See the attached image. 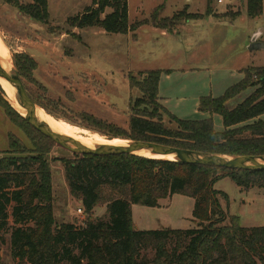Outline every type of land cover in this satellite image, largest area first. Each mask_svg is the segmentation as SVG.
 Segmentation results:
<instances>
[{"label":"trees","instance_id":"1","mask_svg":"<svg viewBox=\"0 0 264 264\" xmlns=\"http://www.w3.org/2000/svg\"><path fill=\"white\" fill-rule=\"evenodd\" d=\"M0 1L42 26L50 25L48 0ZM210 14L206 10L203 15L189 14L188 19ZM262 15L263 0H246L249 19ZM181 21L176 16L159 19L155 9L148 20L131 24L127 0H92L82 13L67 18L66 24L78 30L95 28L126 35L147 24L172 32ZM14 65L22 81L30 79L37 68L28 55L14 56ZM161 73L149 70L138 81L130 79V87L141 97L131 102L128 130H116L114 138L225 156H264V121L260 119L264 115V66L245 69L243 79L223 96L200 99L199 112L220 116L221 132L215 131L212 119L179 120L169 114L159 102ZM30 96L39 108L53 114L38 98ZM0 107L31 143L26 147L11 133L8 150L0 153V232L10 234L14 260L28 264H264V227H243L238 217L230 216L220 205L219 196L226 201L228 196L215 189L217 182L228 177L244 191L264 190V172L131 155L51 158L57 145L11 107L1 86ZM78 116L88 128L104 125L87 112ZM164 116L176 126L167 125ZM54 162L61 163L71 196L82 204L86 215L82 225L55 222ZM176 194L194 200V228L135 227L133 205L159 207L160 200ZM101 203L106 205V216L95 217Z\"/></svg>","mask_w":264,"mask_h":264},{"label":"rangeland","instance_id":"2","mask_svg":"<svg viewBox=\"0 0 264 264\" xmlns=\"http://www.w3.org/2000/svg\"><path fill=\"white\" fill-rule=\"evenodd\" d=\"M60 1L62 3L60 10L53 4L51 5V19L54 23L50 20L49 26H42L21 15L16 9L5 5L8 8L6 11L0 9V40L7 49L14 67V56L16 55H28L33 58L37 68L31 73L30 79H23L25 88L30 95L38 98L37 100L53 113L49 114L42 108L46 115L56 120L63 129L77 136L99 138L105 141L114 139L130 141L124 138H114L113 134L116 130H128L131 102L141 97L139 91L130 87V79L140 80L142 73L149 69L162 71L159 96L169 114L179 120L212 119L215 131L221 132L224 128L220 116L207 114L204 118V113L199 112L193 102L194 95L197 91H202L206 97L219 98L243 79L242 72L245 69L264 66V51L259 50L255 55L246 57L241 56L244 54V51H241L244 46L235 48L236 38L247 39L248 35L251 38L259 29H264V15L256 20H251L246 16V0H231V2L223 0L222 3L211 0L210 5L207 4L206 10L215 20L206 24L201 23L199 32L193 34L197 35L196 39L202 41L200 45H206L210 38L219 34L225 36L222 39L225 41L219 43L213 53L204 51L198 60L195 59L192 62L181 54L179 59L171 58L172 56L177 57V48L187 51L186 46L180 48V42L171 44L167 39L152 35L147 29L123 35L104 34L100 32L101 29L95 28L82 31L71 28L67 26L66 21H62L65 17L73 16L78 9L86 5V2L81 0L75 4V0ZM160 1L166 3L165 15L170 17H163V6L161 5L156 8L159 19L176 16L182 20L180 25L190 21L188 16L193 13L186 9L171 15L172 4L175 0ZM142 2L130 0V21H145L150 17L152 1L142 0ZM206 2L190 0L188 4L191 7L202 4L200 7L205 10ZM141 12L144 13L141 14ZM236 19L238 20L234 22ZM147 26L152 27L151 24ZM177 28L178 26L174 29ZM3 29L10 32L8 34L10 38L14 37L19 40L20 49L18 51L16 48H10L8 39L2 34ZM260 39L264 41V32ZM248 45V43L245 45V50ZM220 56L225 57L220 62H216L214 59ZM183 65L197 67L201 70L186 75L170 71V69H182ZM245 95L235 100L236 102H231L230 106H234ZM166 101L168 104H165ZM9 104L11 105L10 102ZM82 112L93 115L104 125L94 124L93 127H86V123L78 116ZM260 118L264 121V115ZM164 120L167 125L176 126L167 116H164ZM10 128L11 133L16 135L23 145L31 147L29 139L20 128L13 124ZM1 149L2 151L7 150L8 145L2 146ZM72 155L62 147L56 146L50 157H72ZM52 170L53 211L56 224L82 225L86 215L80 201L70 194L65 182L63 166L60 162H54ZM215 189L228 196V201L219 196L220 205L230 216L238 217L243 227H264L263 189L252 188L244 191L228 177L217 182ZM159 203L161 205L154 208L132 206L134 225L137 229L195 227L196 224L192 219L194 206L192 198L176 194L160 200ZM79 209L82 213L78 212ZM106 212V205L101 203L95 209L94 216L105 217ZM9 220L10 227H12L13 220L11 217ZM11 250L10 234L0 232L2 264H28L23 260H14ZM60 264L68 263L61 262Z\"/></svg>","mask_w":264,"mask_h":264},{"label":"water","instance_id":"3","mask_svg":"<svg viewBox=\"0 0 264 264\" xmlns=\"http://www.w3.org/2000/svg\"><path fill=\"white\" fill-rule=\"evenodd\" d=\"M263 32L264 29H259L253 34L247 47L248 51L264 50V41L260 39ZM0 77L5 79L12 87L22 112H19L15 108L5 94L6 100L11 103V106L25 121L43 136L52 140L57 146L62 147L72 154L93 156L131 155L140 157H143L140 155L141 153L162 154L172 157L173 160L171 161L173 162L188 165L207 166L233 171L264 172V156H225L180 149L152 142L131 140L126 141L123 145L86 146L77 140L58 133L39 118V107L29 95L18 71L14 66L3 63L1 59Z\"/></svg>","mask_w":264,"mask_h":264},{"label":"crops","instance_id":"4","mask_svg":"<svg viewBox=\"0 0 264 264\" xmlns=\"http://www.w3.org/2000/svg\"><path fill=\"white\" fill-rule=\"evenodd\" d=\"M79 1H81V0H75V4H77ZM83 1L86 2L85 3L86 5H83V7L78 9V11L73 16L82 13L92 3V0H83ZM127 1H128V8H129L130 0H127ZM151 1H152L151 2L152 3V8L149 11L150 12V16H151V14L153 13V11L156 8H158L159 6L162 5L163 6V12H162L163 17H170V16H166L165 15V8H166V3L165 2L161 3L160 0H151ZM189 1L190 0H180V1L175 0L174 3L172 4V8L173 9H172L171 15H173V13L181 11L183 9H186L190 13H193V14H204L206 12L207 2H206V4L204 3L205 6H206V8L204 10V9H202L203 7H200V6H202V4L199 5V6L191 7L188 4ZM204 1H207V0H204ZM229 1L231 2V0H229ZM217 2H218V0H217ZM138 3H143V2H142V0H138ZM52 4H53V6H56L57 8H59V10H60L62 8V3H61L60 0H52V3H51V0H48V11H49V15H50V20H51L52 23H54L52 21V19H51V14H52L51 5ZM263 4H264V1H263ZM0 9L2 11H6L8 8H6L5 5L2 4ZM143 13L144 12H141V14H143ZM69 17H72V16H69ZM69 17H65L64 21H62V22H65L67 20V18H69ZM149 18H147V19H149ZM238 19H239V17H238ZM238 19L234 20V22H236ZM212 20L213 21L215 20V18H213L212 15L205 16L204 18H201V19L190 20V21L184 22L183 24L179 25L178 28L176 30L174 29V31L172 33H169L168 31H165L163 29L155 28L153 26L149 27L147 25L140 27L137 31H140L142 29H147V31L149 30L152 35H156V36H159L161 38L167 39L168 42L171 43V44H173L174 42H178V43L180 42V44H179L180 48L181 47L183 48V46H186L187 51L177 48L176 49V52L178 53L177 57H173L172 56L171 58L179 59L178 57H180V54H181L184 57L185 56L188 57L189 61L192 62L195 59L198 60V57H200L201 56L200 54H202L204 51H209V52L213 53V51L215 50L214 48L217 47L219 43H223L225 41V40H222V39L225 38V36H221L219 34V35H216L214 38H210L209 43H206V45H200V43H202V41L200 39H196L197 35L194 36L193 33L199 32V29H200L199 26L201 25V23H203V22L205 24L207 22L210 23V22H212ZM253 20H256V19H253ZM134 22H136V20L135 21H130L131 24H133ZM234 22L232 23V25L234 24ZM80 31H82V30H80ZM100 32L105 34V32L103 30L100 31ZM9 33L10 32L7 29H3L2 30V34L4 35V37L6 39H8V44H10L9 45L10 48H16V51H18V49H20L19 46H18V41L19 40L14 38V37L10 38L9 35H8ZM192 39H194V40L192 41ZM249 42H250L249 35L247 36V39L236 38L234 40V44H236L235 48H237V47L240 48V47L244 46V48L241 49V51H244V54H241V56L250 57V56L255 55V53H257V51L250 52L248 50H245V45L247 43L249 44ZM188 45H189V47H188ZM213 45H216V46L213 47ZM261 51H264V50H261ZM223 57H225V56H220V58H215L214 60L216 62H220L221 60H223ZM183 66H184V68H182V69H170V71L171 72H180L181 74H185L186 75V74L196 73V72L201 70L200 68H197V67H193L192 68V67L186 66V65H183ZM241 70H239V71L241 72ZM160 91H161V83H160ZM202 97H206V95L202 91H200V92L197 91L196 94L193 97V102H195V106L199 107V101H200V99ZM162 98H164V97H162ZM159 102L162 104L160 96H159ZM166 103L168 104V101H166L165 104ZM206 115L207 114H204L203 117L205 118ZM11 124L12 123L6 117L3 109L0 107V153L1 152H5V151L8 150L7 149V150L2 151V149H1L2 146H5L7 144L8 148H9L8 137H9V134H11V128H10ZM132 217H133V213H132ZM133 222H134V220H133Z\"/></svg>","mask_w":264,"mask_h":264},{"label":"bare ground","instance_id":"5","mask_svg":"<svg viewBox=\"0 0 264 264\" xmlns=\"http://www.w3.org/2000/svg\"><path fill=\"white\" fill-rule=\"evenodd\" d=\"M0 59L3 61V63L8 64L9 66H13V64H11V59H10L9 53H8L7 49L5 48V46L3 45V43L1 42V40H0ZM0 86L3 89V91L5 92V94L7 95V97L9 98V100L15 106V108L19 112H22V109L16 100V97H15V94L13 92L12 87L10 86V84L5 79H3L1 77H0ZM38 116L44 123H46L53 130L57 131L58 133L66 136V137L77 140L86 146L123 145L126 143V141L118 140V139L105 141V140H102L99 138H91V137L85 138V137H81V136L71 134L68 131H66L65 129H63L61 127V125L56 120H54L52 117H49L48 115H46V113L44 112V110L42 108H38ZM140 155L143 157H146V158H150V159L152 158V159L165 160V161L173 160L172 157L162 155V154L141 153Z\"/></svg>","mask_w":264,"mask_h":264},{"label":"built area","instance_id":"6","mask_svg":"<svg viewBox=\"0 0 264 264\" xmlns=\"http://www.w3.org/2000/svg\"><path fill=\"white\" fill-rule=\"evenodd\" d=\"M222 2H223V0H218V3H222ZM78 212H79V213H82V210L79 209Z\"/></svg>","mask_w":264,"mask_h":264}]
</instances>
